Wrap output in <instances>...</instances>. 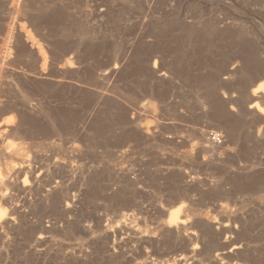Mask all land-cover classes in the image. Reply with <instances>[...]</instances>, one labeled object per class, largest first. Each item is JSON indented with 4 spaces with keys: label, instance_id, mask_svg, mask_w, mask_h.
<instances>
[{
    "label": "rangeland",
    "instance_id": "rangeland-1",
    "mask_svg": "<svg viewBox=\"0 0 264 264\" xmlns=\"http://www.w3.org/2000/svg\"><path fill=\"white\" fill-rule=\"evenodd\" d=\"M263 82L264 0H0V264H264Z\"/></svg>",
    "mask_w": 264,
    "mask_h": 264
},
{
    "label": "built area",
    "instance_id": "built-area-1",
    "mask_svg": "<svg viewBox=\"0 0 264 264\" xmlns=\"http://www.w3.org/2000/svg\"><path fill=\"white\" fill-rule=\"evenodd\" d=\"M206 140L214 147H220L224 143L222 134L214 131H210L206 134Z\"/></svg>",
    "mask_w": 264,
    "mask_h": 264
},
{
    "label": "bare ground",
    "instance_id": "bare-ground-1",
    "mask_svg": "<svg viewBox=\"0 0 264 264\" xmlns=\"http://www.w3.org/2000/svg\"><path fill=\"white\" fill-rule=\"evenodd\" d=\"M28 35V34H27ZM263 84H264V82H263ZM262 86H264V85H262ZM259 89V85H257L256 87H255V90L257 91ZM264 90V89H263ZM262 90V91H263ZM177 216V215H176ZM0 217H1V215H0ZM177 218V217H176ZM176 218H175V216L173 215V214H170V216H169V219H168V223H175V221H176Z\"/></svg>",
    "mask_w": 264,
    "mask_h": 264
}]
</instances>
